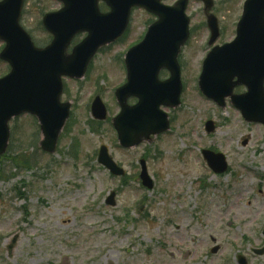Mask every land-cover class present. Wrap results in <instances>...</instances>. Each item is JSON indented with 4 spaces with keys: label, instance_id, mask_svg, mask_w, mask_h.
Listing matches in <instances>:
<instances>
[{
    "label": "rangeland",
    "instance_id": "rangeland-1",
    "mask_svg": "<svg viewBox=\"0 0 264 264\" xmlns=\"http://www.w3.org/2000/svg\"><path fill=\"white\" fill-rule=\"evenodd\" d=\"M163 1L172 6L178 0ZM244 2L214 0L222 31L216 45L235 37ZM61 7L54 0H26L21 25L38 47L51 42L43 16ZM100 8L108 11L104 4ZM187 16L192 35L180 57L182 105L163 108L172 120L169 133L128 151L111 122L120 112L115 93L127 81L124 55L156 20L140 9L125 38L99 52L82 81L64 79L62 103L72 104L71 117L54 155L39 147L35 118L24 115L10 124L11 152L34 163L31 171H17L0 160V264H240V258L264 264V254L256 252L264 250V126L246 123L229 100L221 109L202 96L198 79L210 50L203 3L190 0ZM84 38L77 36L71 46ZM3 48L0 41V53ZM8 71L0 61V79ZM98 93L106 121H95L91 112ZM208 121L213 133L205 129ZM103 146L125 177L112 176L98 163ZM206 150L224 156L225 174L211 171ZM141 159L148 164L151 190L141 186ZM112 193L114 207L107 205Z\"/></svg>",
    "mask_w": 264,
    "mask_h": 264
},
{
    "label": "water",
    "instance_id": "water-1",
    "mask_svg": "<svg viewBox=\"0 0 264 264\" xmlns=\"http://www.w3.org/2000/svg\"><path fill=\"white\" fill-rule=\"evenodd\" d=\"M24 1L0 2V40L6 44L0 59L11 67V73L0 79V156L8 150L10 121L22 114L38 119L44 137L40 147L54 154L71 108L70 104L60 103L62 77L83 79L96 53L123 36L134 7L146 9L159 20L149 29L145 40L126 55L128 83L117 91L122 112L113 125L119 144L128 150L150 142L152 136L168 132L170 120L161 107L176 109L181 105L183 87L178 58L190 37L187 0L179 1L175 7H165L161 0H59L65 9L48 14L43 21L54 40L48 47L39 49L20 26ZM100 1L108 4L110 13H100ZM202 1L209 10L212 1ZM243 8L237 37L231 44L212 49L204 62L199 86L201 93L218 106L225 108L226 99L231 98V104L246 122L264 125V0H247ZM208 20L212 46L220 31L214 16ZM82 32L88 38L68 55L71 42ZM162 70L170 73V80H160ZM239 86L247 87L246 94H233ZM130 98L139 99V103L130 106ZM92 112L95 119L107 118L100 98L95 99ZM206 129L214 132V124L208 122ZM99 155V163L113 175H124L106 147H102ZM204 158L213 172H226L227 162L222 155L206 150ZM141 164L142 184L153 189L147 164L144 160ZM114 197L115 194L110 196L109 206H115ZM218 251L216 248L213 253ZM257 253L263 255L264 250ZM241 264L246 261L242 259Z\"/></svg>",
    "mask_w": 264,
    "mask_h": 264
},
{
    "label": "trees",
    "instance_id": "trees-1",
    "mask_svg": "<svg viewBox=\"0 0 264 264\" xmlns=\"http://www.w3.org/2000/svg\"><path fill=\"white\" fill-rule=\"evenodd\" d=\"M17 154L18 153L11 152V155L9 157H3L0 159L1 163L4 164L6 161L7 164L9 163L10 165H12L13 169L17 171H31V165H33L34 159L28 158L29 156H27L26 154ZM24 199L25 198L23 197L22 200Z\"/></svg>",
    "mask_w": 264,
    "mask_h": 264
}]
</instances>
